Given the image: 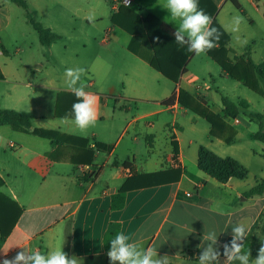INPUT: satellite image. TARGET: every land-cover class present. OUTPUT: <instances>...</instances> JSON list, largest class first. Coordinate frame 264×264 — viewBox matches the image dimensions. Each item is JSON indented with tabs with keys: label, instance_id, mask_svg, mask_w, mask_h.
<instances>
[{
	"label": "crops",
	"instance_id": "0c3cea01",
	"mask_svg": "<svg viewBox=\"0 0 264 264\" xmlns=\"http://www.w3.org/2000/svg\"><path fill=\"white\" fill-rule=\"evenodd\" d=\"M84 1L92 7L93 0ZM103 1L111 5L110 15L102 19L107 23L101 41L105 57L91 64L92 79L81 81L85 92L97 98L94 127L81 132L71 123L72 105L77 99L71 89L57 87L55 72H51L55 68L49 60L43 57L26 61L29 53H23L34 44L15 51L19 60L6 57L0 61V109L30 113L31 130L58 134L53 141L15 131L9 125L0 126L16 133L10 134L11 152L3 151L9 156L0 167V193L17 213L0 247V264L22 250L47 256L59 248L67 250L69 258H80L82 264H121L119 260L110 261L107 255L110 250L106 248V235L111 228H117V234L123 233L135 251L143 254L153 248L157 254L153 258L167 256L169 264H199L200 255L210 244L218 253L210 264H228L220 253L232 239L233 228L243 224L249 234L264 210V195L245 196L262 180L248 184L247 175L245 179L220 183L200 169L199 150L204 147L221 159L232 158L228 150L216 151L194 139L186 143L181 135L179 117H186L189 111L178 102L181 91L206 106L217 103L210 86L189 68L200 53L196 51L190 58L176 84L150 66V49L112 23L114 13L123 7L142 18L152 15L177 32L182 21L172 17L167 0H131L130 7L123 6L121 0ZM210 1L216 7L217 23L230 37V52L237 44L247 54L256 36L264 38V0H236L240 9L230 0ZM62 2L67 4V0ZM36 13L39 20L41 13ZM238 16L243 18L239 22L235 19ZM84 19L89 21L86 16ZM244 25L259 27V32H249ZM46 29L56 34L52 28ZM209 29L210 24L206 31ZM180 34L191 44L186 32ZM56 35L59 39L46 46L49 49L62 40ZM235 35L240 37L236 43ZM0 45L1 58L8 52L1 41ZM172 97V106L163 105ZM54 98L55 122L47 125L48 106ZM220 110L222 114L218 115L228 122L231 118L225 116L224 107ZM232 120L240 124L239 116ZM193 124L198 125L199 120L193 118ZM192 131H197L196 127ZM209 135L211 141L216 139L211 131ZM67 138L72 142L68 143ZM97 143L109 149L100 151ZM91 156L92 162L88 163ZM234 160L248 173L245 165ZM124 187V206L113 209L112 199ZM206 235H214L216 243L205 239ZM256 239L260 248L264 244L260 229Z\"/></svg>",
	"mask_w": 264,
	"mask_h": 264
},
{
	"label": "rangeland",
	"instance_id": "374dc122",
	"mask_svg": "<svg viewBox=\"0 0 264 264\" xmlns=\"http://www.w3.org/2000/svg\"><path fill=\"white\" fill-rule=\"evenodd\" d=\"M26 1L31 10L40 11V23L45 28H52L56 34L62 36V40L54 44L51 49L43 46L39 41L38 34L28 24L25 11L10 0H0V41L8 52V55L1 57L0 61H4L6 57L15 61L19 60L20 56L15 55V51L20 50L22 45L32 43L34 46L29 45L31 47L29 52L23 53L24 56L29 53L26 61L42 59L43 57L49 60L55 68L51 72H55L53 77L58 83L57 87L71 89L69 87L71 78L65 75V70L69 68L73 70L84 69L77 86L81 81L92 79L91 64H95L96 60L105 57V48L101 41L107 23L106 20L102 21V19L110 15V2L106 5L103 0H93L90 8L84 0H67V4L70 2L69 5L63 3V0ZM85 16L94 19L86 21ZM244 28L249 32L251 30L259 32V27L250 29L244 25ZM239 39L240 37L237 35L234 36L235 43ZM255 39V43L250 44L251 57L256 64H264V38L258 35ZM226 48L228 49V58L234 63V55L243 57L246 54V49L237 44L233 53L228 47ZM2 49L0 45V50ZM189 68L210 86L212 94L216 97L215 100L217 99V103L211 104L209 107L191 96L195 99L192 101L195 106H206L212 114H222L220 109L224 106L221 97L224 96L234 102L245 100L250 104V107L240 110L239 125L234 124V121L229 119L228 122L226 121L228 127L226 131L212 141L209 139L211 125L205 118L188 109L186 117H181V115L179 117V125L183 128L181 130L182 137L186 143L194 139L203 146H210L216 151L227 149L229 157L237 159L247 168L249 175L246 180L247 183L255 185L257 181L264 179V144L252 138L253 133L264 129V95L258 94L250 87L231 78L222 70L227 76L223 77L220 65L205 52L193 58L189 63ZM254 76L258 87L264 92V80H261L256 74ZM53 95H56V91L53 92ZM54 113L55 98L48 106L47 115L49 116L45 120L47 125L55 122ZM193 118L199 120L198 125L194 126ZM195 127L197 131L193 132L192 128ZM10 134L16 133H13L10 127H0V167L9 156L3 155V151L11 152L8 148V143L11 140ZM228 139L233 141L228 143ZM254 153H257L258 156H255Z\"/></svg>",
	"mask_w": 264,
	"mask_h": 264
},
{
	"label": "trees",
	"instance_id": "16d2710c",
	"mask_svg": "<svg viewBox=\"0 0 264 264\" xmlns=\"http://www.w3.org/2000/svg\"><path fill=\"white\" fill-rule=\"evenodd\" d=\"M10 1L25 11L28 24L38 34L39 41L43 46H50L59 39L58 35L46 29L40 23L36 11L30 9L26 0ZM230 1L240 9V5L236 0ZM197 5L198 11L203 10L206 14L212 17L209 29L211 35L207 36V38L215 45V47L210 51L206 50L205 53L220 65L222 70L231 78L250 87L258 94L264 95V92L258 87L256 79H254V74L260 79H264V64H255L253 62L250 56V48L245 56L235 57V63L230 60L228 58V49L226 48L230 41V37L224 32L215 19L216 7L210 0H197ZM112 23L129 33L134 40L140 42L153 52V56L149 63L154 70L176 84L179 82L181 75L186 72V66L189 59L196 52L194 49L190 50L191 44L181 34L183 42L178 43L175 35L176 31L162 21L152 15L142 18L133 11L123 7H121L118 12L114 13L112 16ZM212 29H216V31L212 32ZM2 79L3 75L0 72V80ZM192 101H195V99L189 94L184 91L180 92L178 98L179 104L205 118L211 125V135L213 137H218L219 134L226 131L228 128L227 123L222 116L212 114L206 106H195ZM174 102L175 97H172L163 102V105L172 106ZM222 104L224 106L225 116L231 119H236L239 116L241 109H247L249 107L248 103L244 100L239 103H234L226 97H222ZM32 121L33 116L30 113L0 109V126L9 125L13 130L18 132L29 133L53 141L57 139L58 134L55 132L40 129L31 130ZM253 139L264 144V129L262 128L254 134ZM66 141L70 143L72 142V139L67 138ZM81 141L83 143L87 142L86 140ZM232 141V139L227 140L228 143ZM96 148L100 151L109 149L100 143L96 144ZM92 159L93 156L88 160V163H91ZM124 167H128V164L124 163ZM199 167L205 174L217 179L220 183H226L231 178L245 179L248 175L246 169L236 160L232 158L221 159L204 147H200L199 150ZM2 185L3 182L0 180V186ZM125 192L126 188L124 187L118 195L113 197V209L123 208ZM262 195H264V180L259 182L245 194L246 197ZM9 202L10 200L4 194L0 193V247L9 235L13 221L17 218V213H15L12 207L8 205ZM258 229L264 234V210L244 241V251L251 252L249 264H251L258 253L259 244L256 239V231ZM116 236L117 228H111L106 235V248L109 250H111L109 240L111 238L115 239ZM231 240L232 239L228 240L226 244L230 243ZM244 251L241 252V255L244 254ZM64 252L69 256L67 250ZM220 257H225L223 255V249L220 253ZM233 264H241V261L236 260Z\"/></svg>",
	"mask_w": 264,
	"mask_h": 264
},
{
	"label": "clouds",
	"instance_id": "9594fccd",
	"mask_svg": "<svg viewBox=\"0 0 264 264\" xmlns=\"http://www.w3.org/2000/svg\"><path fill=\"white\" fill-rule=\"evenodd\" d=\"M166 7L171 11L172 17L180 18L181 24L179 30L175 33L177 42L182 43L183 37L181 32H186L191 41L190 50H196L197 53L210 51L215 45L207 38L211 32H207V26L211 23L212 17L203 10H197V0H167ZM89 17V20H93ZM237 22L243 18L235 17ZM216 29H212L215 32ZM84 69L65 70V75L71 78L69 87L71 88L77 102L72 105L73 117L71 123L81 132L87 130L90 126L94 127L98 119L97 98L85 92V85L80 83V76ZM63 121L68 123V118L64 117ZM233 237L230 243L223 245V255L227 258L228 264L240 260L241 264H249L250 251H244V241L248 235L245 225L240 224L233 228ZM127 237L123 234H117L116 238L111 241V250L107 253L110 261L119 260L121 264H169L168 257L154 259L156 251L153 248L147 249L143 254L135 251V246L126 243ZM205 239H210L213 244L216 243L214 235H206ZM244 254L241 255V252ZM218 253L213 250L212 245L200 255L199 264H210L216 260ZM3 264H82V260L75 256H69L59 248L50 251L47 256L39 251H32L27 254L24 250L17 252L12 259H4ZM252 264H264V244L258 249L257 257Z\"/></svg>",
	"mask_w": 264,
	"mask_h": 264
},
{
	"label": "built area",
	"instance_id": "2783aa9c",
	"mask_svg": "<svg viewBox=\"0 0 264 264\" xmlns=\"http://www.w3.org/2000/svg\"><path fill=\"white\" fill-rule=\"evenodd\" d=\"M121 4L126 7H130L132 5L131 0H121ZM1 53V51H0Z\"/></svg>",
	"mask_w": 264,
	"mask_h": 264
}]
</instances>
